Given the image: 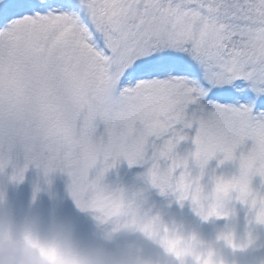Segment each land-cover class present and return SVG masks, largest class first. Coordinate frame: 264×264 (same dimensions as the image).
Masks as SVG:
<instances>
[{"label": "snow or ice", "instance_id": "snow-or-ice-1", "mask_svg": "<svg viewBox=\"0 0 264 264\" xmlns=\"http://www.w3.org/2000/svg\"><path fill=\"white\" fill-rule=\"evenodd\" d=\"M221 155L244 173L264 160V0H0V171L66 172L88 209L108 205L104 172L126 160L161 195L220 215L200 201Z\"/></svg>", "mask_w": 264, "mask_h": 264}, {"label": "clouds", "instance_id": "clouds-1", "mask_svg": "<svg viewBox=\"0 0 264 264\" xmlns=\"http://www.w3.org/2000/svg\"><path fill=\"white\" fill-rule=\"evenodd\" d=\"M98 164L103 171V161L98 159ZM117 164L104 172L99 186L107 206L81 207L69 186L76 206L90 215L96 225L97 236L92 240L82 238L75 221L60 214L44 216L33 211L22 222L17 221L3 211L7 201L5 194L0 193V264H239L241 254L258 246L251 228L241 235L236 225L228 223L208 238L157 209L143 190L132 191L106 183L107 174ZM261 169L264 160L257 157L246 173L239 165L238 174L216 176L211 200H201L200 204L206 210L215 205L221 214L196 213L201 221L205 224H216L221 219L231 221L236 206L242 205L250 210V225L264 226V191L253 186L254 179L261 177ZM185 183L191 188L199 183V178L185 177ZM217 185L221 186L219 193ZM108 212H111L109 223H101ZM132 219L140 226L138 230H112L115 224Z\"/></svg>", "mask_w": 264, "mask_h": 264}, {"label": "rangeland", "instance_id": "rangeland-1", "mask_svg": "<svg viewBox=\"0 0 264 264\" xmlns=\"http://www.w3.org/2000/svg\"><path fill=\"white\" fill-rule=\"evenodd\" d=\"M195 132L190 133V138L181 143L179 151L187 155L195 151L194 144ZM253 141L249 140L245 146L237 150V157L241 152L250 151ZM222 155L209 162L205 170L203 183L209 188L212 187L211 180L213 176L225 175L231 177L239 172V159L219 163ZM23 166V158L18 161ZM101 165L98 164L91 172V177L95 178ZM13 165H9L3 171H0V193L6 196V205L3 211L6 214L14 216L17 221L22 222L24 218L33 211L40 212L44 216L60 214L72 218L78 226L79 233L85 240L95 239L97 236L96 225L85 212H82L75 204L69 186L71 177L63 171L57 170L51 174H45L42 168L35 165L28 167L22 181L13 180ZM198 171V169H197ZM146 169L139 165H129L126 160L120 161L106 176V183L114 186H124L132 191L143 190L147 195L149 202L157 209L164 211L170 216L186 223L190 228L199 230L208 238L214 237L215 233L228 223L236 225L241 235L246 234L249 229L253 231L257 239V247L250 249L247 253L238 257L239 264H264V226L250 225V210L246 206L237 205L236 214L231 221L221 219L216 224H205L193 210L190 202L186 201L182 206L175 202L170 196L161 195L157 189H154L147 182L144 175ZM254 188L264 191V179L257 176L253 181ZM39 190V191H38Z\"/></svg>", "mask_w": 264, "mask_h": 264}, {"label": "trees", "instance_id": "trees-1", "mask_svg": "<svg viewBox=\"0 0 264 264\" xmlns=\"http://www.w3.org/2000/svg\"><path fill=\"white\" fill-rule=\"evenodd\" d=\"M262 246V251L264 252V246L263 245H261Z\"/></svg>", "mask_w": 264, "mask_h": 264}]
</instances>
